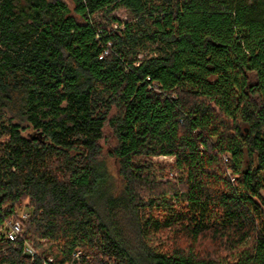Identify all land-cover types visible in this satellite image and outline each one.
Masks as SVG:
<instances>
[{"label":"trees","instance_id":"1","mask_svg":"<svg viewBox=\"0 0 264 264\" xmlns=\"http://www.w3.org/2000/svg\"><path fill=\"white\" fill-rule=\"evenodd\" d=\"M0 264H264V0H0Z\"/></svg>","mask_w":264,"mask_h":264},{"label":"rangeland","instance_id":"2","mask_svg":"<svg viewBox=\"0 0 264 264\" xmlns=\"http://www.w3.org/2000/svg\"><path fill=\"white\" fill-rule=\"evenodd\" d=\"M115 15L120 18L121 20H127L129 18V15L128 13L121 9V10H118ZM94 19L98 22H104V19H103V16L102 14H96L94 16ZM105 138H106V142H105V147L111 145L114 143L115 141V137H114V134H113V131L109 128L106 129L105 131ZM154 161L155 162H160V163H164V164H172L173 163V159L172 158H169V157H158V158H154ZM110 169L113 173H115V168L113 167V165L110 164ZM28 212H30L26 207H22L20 210H19V215L22 217L23 214H28ZM4 234L7 235V232L9 231V228L8 230H3Z\"/></svg>","mask_w":264,"mask_h":264},{"label":"built area","instance_id":"3","mask_svg":"<svg viewBox=\"0 0 264 264\" xmlns=\"http://www.w3.org/2000/svg\"><path fill=\"white\" fill-rule=\"evenodd\" d=\"M114 29H117V26H114ZM107 53V52H106ZM28 214L22 216L23 219H27ZM22 234V224L21 222L13 223L9 226V231L7 232V238L11 241H15L20 238ZM28 254H33V250L30 246L26 248Z\"/></svg>","mask_w":264,"mask_h":264}]
</instances>
